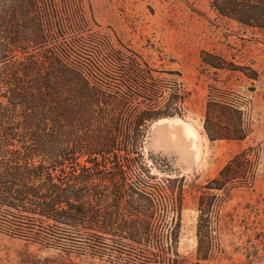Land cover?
I'll use <instances>...</instances> for the list:
<instances>
[{"label":"trees","instance_id":"1","mask_svg":"<svg viewBox=\"0 0 264 264\" xmlns=\"http://www.w3.org/2000/svg\"><path fill=\"white\" fill-rule=\"evenodd\" d=\"M57 2L65 9L74 2V24L84 20L80 0H0V54L11 63L0 70L7 89V104L0 101V206L12 218L6 231L38 238L41 228L51 227L63 238L125 239L147 262L178 264L176 250L175 257L166 255L164 220L169 211L180 217L184 178H166L181 182L177 205L168 207L143 144L153 120L184 115L189 92L176 77H155L147 61L122 44L86 69L65 61L64 49L32 56L30 49H44L52 36L74 26L57 14ZM210 6L221 17L264 31V0H210ZM207 55V65L225 68L222 57ZM16 113L21 120L14 122ZM204 131L211 141L244 139L241 105L209 95ZM251 149L234 154L208 188L228 189L248 179ZM216 201L198 199L194 264L214 250L210 213L216 207L219 216Z\"/></svg>","mask_w":264,"mask_h":264},{"label":"rangeland","instance_id":"2","mask_svg":"<svg viewBox=\"0 0 264 264\" xmlns=\"http://www.w3.org/2000/svg\"><path fill=\"white\" fill-rule=\"evenodd\" d=\"M80 1L84 20L77 24L74 2L67 9L57 2V14L71 18L74 26L52 36L47 48L30 49L32 56L39 57L47 49H64L65 61L86 69L91 62L102 61L109 47L122 44L141 55L155 77H176L189 92L184 115L153 120L143 144L144 161L150 174L163 184L168 207L177 205L181 182L166 178H184L180 217L169 211L164 220L167 257H175L176 250L178 264L197 262V202L204 196L210 203L217 200L219 216L216 207L212 208L211 236L216 244L209 259L200 262L264 264V31L219 16L210 0ZM207 53L222 57L225 68L203 62ZM10 64L0 54V70ZM209 95L241 105L248 130L244 139H208L204 119ZM6 96L7 89L0 83L4 104ZM12 120L21 117L16 113ZM248 146L253 161L248 179L228 189H209L210 180L222 166ZM9 221L12 218H6V207L0 206V264H160L147 262L138 245L125 239L63 238L51 227L41 228L38 238H25L6 231ZM175 223L178 226L173 230Z\"/></svg>","mask_w":264,"mask_h":264}]
</instances>
